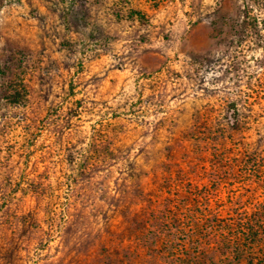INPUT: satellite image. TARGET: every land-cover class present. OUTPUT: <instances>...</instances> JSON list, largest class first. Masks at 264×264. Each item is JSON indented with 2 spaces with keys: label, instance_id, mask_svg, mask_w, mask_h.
<instances>
[{
  "label": "rangeland",
  "instance_id": "374dc122",
  "mask_svg": "<svg viewBox=\"0 0 264 264\" xmlns=\"http://www.w3.org/2000/svg\"><path fill=\"white\" fill-rule=\"evenodd\" d=\"M0 129V264H264V0H0Z\"/></svg>",
  "mask_w": 264,
  "mask_h": 264
},
{
  "label": "trees",
  "instance_id": "16d2710c",
  "mask_svg": "<svg viewBox=\"0 0 264 264\" xmlns=\"http://www.w3.org/2000/svg\"><path fill=\"white\" fill-rule=\"evenodd\" d=\"M245 15L249 17V6L245 10ZM6 94L9 96L8 99H9L11 104L15 105V104L19 103V97L21 95L20 91H18L17 89H15V90L11 89V90L6 91ZM1 130L2 129H0V131ZM56 132L58 134V131H56ZM56 141H57V144H58V137H57ZM31 146L33 147V145H31ZM102 158L104 159L105 157H102ZM99 159H101V158H99ZM10 175H11V172L9 171L7 173L6 178H4L3 180L0 181V203H1L2 200L5 201V202L8 201V199H9L8 197L12 196V194H13V190H12V187H11L13 184L11 183V178H10L11 176Z\"/></svg>",
  "mask_w": 264,
  "mask_h": 264
}]
</instances>
